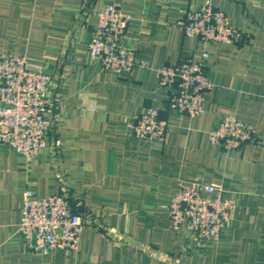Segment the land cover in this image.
<instances>
[{
	"label": "crops",
	"instance_id": "crops-1",
	"mask_svg": "<svg viewBox=\"0 0 264 264\" xmlns=\"http://www.w3.org/2000/svg\"><path fill=\"white\" fill-rule=\"evenodd\" d=\"M207 1L248 30L249 41L185 36L178 22ZM113 2L131 15L126 41L147 69L115 73L90 59L97 13ZM3 53L52 76L57 128L30 163L0 144V264H264V0H0ZM187 58L203 60L216 84L193 118L167 107L170 91L156 73ZM149 107L168 120L163 141L131 131ZM230 116L252 124L257 141L232 151L212 144L209 132ZM197 177L237 201L213 242L174 231L169 218L179 184ZM63 183L87 225L78 249L42 256L19 231L24 193L46 197Z\"/></svg>",
	"mask_w": 264,
	"mask_h": 264
},
{
	"label": "built area",
	"instance_id": "built-area-1",
	"mask_svg": "<svg viewBox=\"0 0 264 264\" xmlns=\"http://www.w3.org/2000/svg\"><path fill=\"white\" fill-rule=\"evenodd\" d=\"M97 16L98 25L88 43L90 59L115 73L132 74L138 65L147 69L146 61L137 59V48L126 41L131 15L113 2ZM178 25L185 36L211 43L238 46L247 43L251 36L248 30L234 26L226 12L211 1L191 10ZM207 56L205 53L203 59ZM156 73L159 85L170 91L169 109L191 118L204 113L205 93L214 90L216 84L208 77L203 60L187 58L166 63ZM52 81L49 73L30 64L26 56L0 54V144L11 146L29 163L57 128L50 115ZM168 125L159 108L149 107L134 117L131 131L144 141H163ZM209 141L226 151L239 150L257 141V131L252 124L230 116L209 132ZM61 189L46 197H37L30 188L24 193L19 231L29 249L42 256L56 249H78L87 225L67 184L63 183ZM236 210L237 201L225 196L224 187L207 183L203 177L189 184L180 183L168 207L174 231H185L208 242L220 238L235 218Z\"/></svg>",
	"mask_w": 264,
	"mask_h": 264
}]
</instances>
